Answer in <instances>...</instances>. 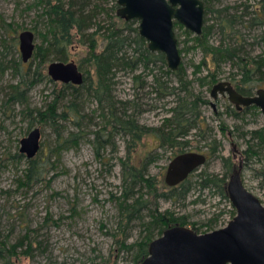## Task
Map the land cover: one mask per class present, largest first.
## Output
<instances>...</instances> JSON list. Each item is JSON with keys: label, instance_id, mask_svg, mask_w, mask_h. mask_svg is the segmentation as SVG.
<instances>
[{"label": "rangeland", "instance_id": "rangeland-1", "mask_svg": "<svg viewBox=\"0 0 264 264\" xmlns=\"http://www.w3.org/2000/svg\"><path fill=\"white\" fill-rule=\"evenodd\" d=\"M44 3L45 0H0V26L1 23L9 26L6 30L0 28V53H4L0 55L4 64L0 72V241L9 247L28 229V239L33 248L29 255L21 254L26 246L23 244L17 249V257L0 260V264H135V248L129 252L122 249V245L138 243L146 235L145 224L149 219L143 212V221L128 224L119 209L123 194L119 159L126 156L125 138L114 133L105 149L96 156L93 147L95 134L106 125V117H101L97 103L84 89L74 94L72 90H62L63 84L48 77L47 67L56 61L45 51L48 26ZM51 3L54 4L55 0ZM90 3L104 9L86 32H94L95 24L102 26L103 29L95 37L96 52H99L105 43L102 35L113 22L109 18L116 13L107 12L112 4L105 3V0H90ZM205 5L207 12L203 27L211 29L207 38L209 46L221 44L235 49V56L244 61L264 56V0H207ZM131 28H138V23ZM173 30L179 53L184 50L180 54L181 64L187 80L191 82L190 89L195 96L209 102L200 107L204 120L202 127L205 130L209 128L205 139H200L198 130L192 131L187 138L190 146L185 153H196L195 148L203 153L206 143L213 139L218 144V150L215 157L189 176L191 190L185 201L161 200L158 209L184 218L187 228L197 234H205L226 227L236 214L228 198L216 194L214 188L201 190L198 182L201 172L218 178L223 176L224 159L231 158L232 168L243 166L239 173L243 186L264 206V152L252 156L248 162L243 159L244 156L235 160L231 157V145H234V151L238 150L241 154L251 145L252 132H264V116L258 109L256 112L241 113L239 119L233 118L226 110H233L227 98L218 96L214 100L210 96L212 87L217 83L228 82L233 86L241 78V65L237 58L233 62L222 63L217 71L211 63L210 70L199 68L204 54L199 49L191 50L196 46L193 41L195 36L192 33L188 36L189 31L177 22L173 23ZM22 31H30L34 35V51L27 63H22L18 51V35ZM71 36L72 45L65 63L73 62L83 76L89 74L94 80V69L86 63L89 52L87 42L82 43L74 30ZM130 39H133V33ZM134 48L132 44L124 53L132 56ZM156 66L161 67L162 64L157 62ZM194 68L200 71L194 73ZM161 70L165 69L162 67ZM209 72L216 76L213 85L206 83L209 79L205 76ZM154 73L158 74L157 69ZM154 73L143 68L135 73L119 68L113 80L112 95L115 100L130 102L141 109L137 121L147 128L159 126L175 101L173 96L159 98L152 91L151 74ZM138 74L140 80L135 82L134 77ZM34 80L35 83H31ZM165 80L175 84L173 77H165ZM19 84L24 100L7 103L13 88ZM254 87L252 96L258 89H264V84L258 83ZM56 97L57 115L64 113L65 119L57 117L58 126L54 128L49 123H42L37 113L30 111H45ZM211 103L218 115L213 112ZM106 126L110 131L109 125ZM35 128L41 135L40 150L34 158L38 159L41 167L42 180L29 188L18 189L16 180L26 170L27 164L24 157L19 160L12 157L19 154L20 140ZM71 135L76 138L64 148H59L58 143L68 140ZM253 142L254 147L256 141ZM156 147L152 137H145L137 144L132 156L138 161ZM157 152L162 156L150 165L148 175L154 177L159 190L163 191L161 187L165 186L166 168L174 157L171 150L165 152L159 149ZM141 192L144 194L145 190ZM157 238L154 233V239Z\"/></svg>", "mask_w": 264, "mask_h": 264}, {"label": "trees", "instance_id": "trees-1", "mask_svg": "<svg viewBox=\"0 0 264 264\" xmlns=\"http://www.w3.org/2000/svg\"><path fill=\"white\" fill-rule=\"evenodd\" d=\"M202 2L205 6L206 13L207 9L205 4L207 0H202ZM105 3L112 4L107 12L109 11L115 14L117 9L116 0H105ZM44 10V16L48 26L45 51L49 57L53 56V61L62 63L67 61L69 48L72 45L71 32L73 30L78 34L82 43L87 42L89 52L86 63L94 69L95 79L92 80L89 74H87L84 76L81 86L63 85L62 90H72L76 94L79 90L84 89L97 103V106L102 112L101 117H106L105 123L109 125L112 131H109L106 128L107 126L104 125L102 130H99L95 134L93 147L96 156H99V152L105 149L114 133L120 134L125 138L126 156L123 159H119L121 186L123 187L122 201L119 203V209L128 224L133 221H143V212L147 213L146 217L149 220L145 224L146 235L138 243L127 246L122 245V249L130 252L135 248L134 261L135 264H140L148 255V245L154 240V233L160 237L167 228L173 226L186 227L188 225L184 218L177 217L168 211L160 212L158 202L161 200H169L171 202L185 201L191 190L189 180L186 179L173 188L162 186L161 190L163 191H160L154 177L148 175V169L150 165L161 158L162 155L157 152L159 149L165 152L171 150L173 157L185 153L186 148L190 146V141L187 138L192 131L198 130L200 139H205V134L209 128L205 130L202 127L204 120L201 118L200 107L207 105V101L193 94L190 89L191 82L187 80L182 64L176 72H171L168 70L162 54H152L147 50L146 42L138 35V28H131V25L137 23L136 21L125 22L117 18L116 15L109 18L113 22H110V25L105 29L106 34L102 35L105 42L104 46L101 51L96 52L97 42L95 37L103 28L100 24H95L96 30L94 32L90 34L86 32L93 26L92 21L96 16L104 12L101 6L91 4L90 0H55L54 4L51 3V0H45ZM0 28L6 30L9 29V26L1 23ZM131 33H133L132 40L130 39ZM210 33V28L203 27L201 35L193 38L196 46L191 47V50L199 49L204 54L203 61L198 67L209 69V63H211L217 71L222 63L227 61L233 62L237 58L241 65L240 70L242 74L241 78L233 85L234 89L243 97H251L252 91L256 87L254 85L258 83L264 84V56L244 61L235 56V49L225 48L221 44L216 47L209 46L207 44V38L210 36ZM190 34V32H187L188 36ZM132 44H134L135 48L133 49V55L129 57L124 51ZM3 48L6 51L4 46ZM183 52L184 50H181L180 54ZM0 55L3 56L4 53L1 52ZM41 59L44 60L43 58ZM157 62H160L162 66L157 67ZM3 67L4 64L0 61V72L3 71ZM162 67L165 69L164 71L161 70ZM119 68L128 70L131 73L137 72L140 68L151 73H154L157 69L158 74H151L152 91L159 98L173 96L175 100L173 107L167 111L166 118L162 119L159 126L147 128L139 125L137 117L142 113V110L136 108L130 102L122 103L115 100L112 95L115 84L113 80ZM199 71L196 68L194 73ZM165 77H173L175 84L172 85L171 82L165 80ZM205 77L209 79L206 82L209 85L216 83L215 73L209 72ZM139 80L140 74L134 77L135 82ZM31 83H35V80ZM21 87V84H19L13 88V92L8 96L7 103H21L24 100V93L21 91ZM57 99L58 97L49 103L45 111L31 110L30 113L36 112L42 123H49L54 128H57V117L62 120L65 119L64 113L59 114V116L57 115ZM250 111L256 112L258 109L254 106H249L244 108L242 112H237L234 108V110H227V113L233 118L239 119L241 113L244 114ZM148 136L154 139L158 147L136 161L132 155L137 144ZM74 138L76 136L71 135L68 140L59 142L58 147L64 148ZM253 141H256L254 147L252 145L254 143ZM250 142L251 145L248 146V149L239 154L238 157L241 159L244 156L243 159L246 162L252 156H257L264 152V132H252ZM204 147L206 151L201 154L206 156L207 161L217 155L218 144L215 139L206 143ZM194 151L199 153L201 149L195 148ZM23 157V155L18 154L12 158L19 160ZM230 161L231 158L222 160L225 173L220 178L214 175H208L205 172L198 174V182L201 190L214 188L216 194L225 199L228 198L225 189L226 180L229 174L230 176L233 175V168ZM26 164V170L16 180L18 189L29 188L31 185L40 183L42 180L40 175L41 167L38 165V159L26 160ZM242 167L238 169L234 168V173L237 171L241 172ZM139 190L140 193L138 192ZM141 190H145V193L143 194ZM48 219L46 218V220ZM29 234L30 231L27 229L25 234L15 244L9 247L6 246L4 241H0V260L17 257L19 254L17 249L23 247V244L26 245L25 250L20 253L29 255L33 249L28 239Z\"/></svg>", "mask_w": 264, "mask_h": 264}, {"label": "water", "instance_id": "water-1", "mask_svg": "<svg viewBox=\"0 0 264 264\" xmlns=\"http://www.w3.org/2000/svg\"><path fill=\"white\" fill-rule=\"evenodd\" d=\"M116 17L138 23V35L151 53L164 56L169 71L181 65L178 41L173 30L177 22L194 36H200L204 25V4L201 0H116ZM18 51L22 63H27L34 51V35L22 31L18 35ZM51 81L79 87L83 74L73 63L53 62L47 67ZM210 96L227 98L237 111L254 106L264 116V89L254 96L243 97L228 82H220L211 89ZM40 131L35 128L19 142V154L33 159L40 150ZM206 157L195 152L175 156L167 165L164 184L178 186L200 167ZM240 171L234 173L227 186L228 200L235 210L226 227L205 234H197L187 227L173 226L152 240L147 257L140 264H264V206L243 186Z\"/></svg>", "mask_w": 264, "mask_h": 264}, {"label": "flooded vegetation", "instance_id": "flooded-vegetation-1", "mask_svg": "<svg viewBox=\"0 0 264 264\" xmlns=\"http://www.w3.org/2000/svg\"><path fill=\"white\" fill-rule=\"evenodd\" d=\"M233 88H234V86H233ZM220 97H222V96H220ZM217 98H218V96H217ZM222 98H225V97H222ZM209 104V102H207V105ZM210 106H211V108H212V110H213V112L215 113V115H218L219 113L218 112H216V110H215V107H214V104L213 103H211L210 104ZM232 108H233V110H234V106L233 105H230ZM226 110H228V111H230V108H228V109H226ZM244 110V108H242L240 111H237V112H242ZM228 134V136H231V133H227ZM231 150H232V154H231V157H232V159L233 160H235L236 158H238L239 157V152H238V150L237 151H234V145H231ZM197 153V152H196ZM201 154V153H200ZM206 157V156H205ZM241 167V166H240ZM239 167V168H240ZM233 174H234V167H233ZM232 176V175H231ZM231 176L229 177V179H228V181H227V183H226V186H225V189H226V192H227V186H228V182H229V180H230V178H231Z\"/></svg>", "mask_w": 264, "mask_h": 264}]
</instances>
